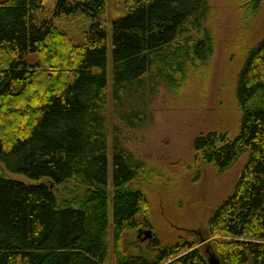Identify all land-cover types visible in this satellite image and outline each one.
Returning <instances> with one entry per match:
<instances>
[{
  "label": "trees",
  "instance_id": "1",
  "mask_svg": "<svg viewBox=\"0 0 264 264\" xmlns=\"http://www.w3.org/2000/svg\"><path fill=\"white\" fill-rule=\"evenodd\" d=\"M114 1L111 81L109 0L0 1V264H264V39L238 76L236 138L208 133L194 145L220 174L247 156L234 189L199 241L165 245L133 149L160 90L179 94L215 56V10L209 0ZM233 1L254 14L264 4ZM146 230L148 247L138 244Z\"/></svg>",
  "mask_w": 264,
  "mask_h": 264
},
{
  "label": "rangeland",
  "instance_id": "2",
  "mask_svg": "<svg viewBox=\"0 0 264 264\" xmlns=\"http://www.w3.org/2000/svg\"><path fill=\"white\" fill-rule=\"evenodd\" d=\"M209 5L215 10L212 23L218 37L215 56L179 94L160 90L154 103V119L139 132L140 142L133 149L148 165L147 173L138 186L145 189L154 232L165 245L176 243L181 238L199 241L196 233L208 232L211 212L232 193L247 161V156H244L231 170L220 174L214 165L201 164L197 160L194 145L202 134L219 133L234 139L239 132L241 112L236 97L237 80L249 50L264 39V4L255 14L233 0H209ZM116 8L115 1L109 0V21L105 31L110 81L113 75L112 24ZM58 25L70 35L69 26L74 24L61 20ZM80 27H74L76 33L80 32ZM8 176L17 181L35 183L25 176L9 173ZM109 183L112 223V163ZM213 240L210 238L198 247ZM112 244L111 228L110 263L113 262Z\"/></svg>",
  "mask_w": 264,
  "mask_h": 264
},
{
  "label": "water",
  "instance_id": "3",
  "mask_svg": "<svg viewBox=\"0 0 264 264\" xmlns=\"http://www.w3.org/2000/svg\"><path fill=\"white\" fill-rule=\"evenodd\" d=\"M0 1H4V0H0ZM141 234H144V241L145 240H149V241H152L153 239V231L151 230H146V231H141L140 232ZM211 264H217V261L215 259H211L210 260Z\"/></svg>",
  "mask_w": 264,
  "mask_h": 264
},
{
  "label": "flooded vegetation",
  "instance_id": "4",
  "mask_svg": "<svg viewBox=\"0 0 264 264\" xmlns=\"http://www.w3.org/2000/svg\"><path fill=\"white\" fill-rule=\"evenodd\" d=\"M138 241H139L138 244L144 245L146 247L149 246V242L148 241H144L143 235L141 233L138 234Z\"/></svg>",
  "mask_w": 264,
  "mask_h": 264
}]
</instances>
